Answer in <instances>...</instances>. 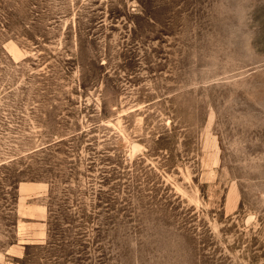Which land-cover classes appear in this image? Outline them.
<instances>
[{
    "label": "rangeland",
    "instance_id": "obj_1",
    "mask_svg": "<svg viewBox=\"0 0 264 264\" xmlns=\"http://www.w3.org/2000/svg\"><path fill=\"white\" fill-rule=\"evenodd\" d=\"M0 264H264V0H0Z\"/></svg>",
    "mask_w": 264,
    "mask_h": 264
}]
</instances>
